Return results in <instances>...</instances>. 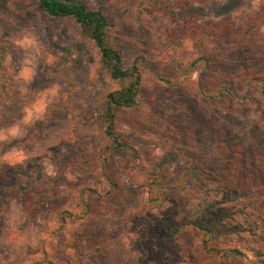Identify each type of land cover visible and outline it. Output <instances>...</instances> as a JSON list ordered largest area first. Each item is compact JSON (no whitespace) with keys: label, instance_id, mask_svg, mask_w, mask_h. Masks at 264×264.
<instances>
[{"label":"trees","instance_id":"obj_1","mask_svg":"<svg viewBox=\"0 0 264 264\" xmlns=\"http://www.w3.org/2000/svg\"><path fill=\"white\" fill-rule=\"evenodd\" d=\"M13 1L0 0V4ZM116 1L123 3L128 0ZM206 1L210 0H139L132 18L113 23L102 8L95 9L84 0H35L38 12L53 21L73 22L78 36L95 46L100 58L98 73L107 75L117 86L106 93L100 107L102 141L110 151L130 152L128 156L134 172L145 164L147 167L141 173L145 177L141 185H136L131 179L130 182L121 183L111 161L102 159L101 153L87 159L85 149L92 144L90 141L81 142L75 161L95 166L97 176L109 186L108 196L105 201L98 200L102 198L90 200L87 198L89 192L97 195L96 189L71 184L67 196L71 203L69 207H64L57 200L61 187L59 181L67 182L62 173L63 162L54 158L59 177L43 183L36 182L43 170V161L39 158H29L23 165L0 162V239L5 232L6 214L15 201L25 202L26 222L39 218L43 220L37 246L19 253L15 261L26 259L30 260L29 264H55L64 259L69 262L71 256L74 262L70 264H81L87 255L106 260L117 259L120 254L119 238L104 239L98 218L108 209L107 201L119 209L118 206L134 201V195L143 189L144 194H149L148 197L143 196V203H139L145 210L132 216V224L137 219L141 223L139 228H135V241L142 257L143 254L152 257L150 247L157 239L165 242L167 247L178 248L181 244H189L187 237L195 233L199 235V252L203 255V261H213L215 264H264V174L261 173L264 172V124L260 123L263 114L261 120L250 118L248 125L231 137V143L224 145L223 153L233 149L230 156L235 158L230 179L220 181L211 178L207 167L200 166L196 160V165L189 169L193 180L202 187L196 196H180L178 192L172 194V190L162 187L165 179L154 175L151 170L155 164L152 163L154 157L139 155L123 138V127L127 124L125 118L140 112L150 118L152 127H156L157 131L162 130V135L172 140L180 138L186 141L182 127L171 118L173 113L163 106L156 109V104L149 101V90L153 86L148 85L146 79L150 54L137 55L128 64L120 51L116 30L128 28L145 34L160 22L158 24L162 25L163 30L159 33L156 52L161 50L165 53L167 62L164 66L167 70L155 76L178 94L191 92L208 102L213 109L236 106L242 110L246 107L258 110L264 102V5L256 14L249 16L239 30L231 20L217 26L201 25L197 18L184 23L175 21L172 15L174 11L189 12L196 4ZM187 45L201 55L188 61L179 57L177 69L171 72L168 66L172 57L178 49L186 50ZM7 49L9 47L0 45L2 75L7 71ZM238 55L252 58L243 62L234 75L224 74L223 61ZM200 69L204 71L198 74L197 80H193L194 73ZM8 83L5 78H0V128L7 124L2 109L9 103L13 104L14 100ZM48 120L38 121L36 130L29 131L19 148L26 150L35 132L44 128ZM127 122L128 125H138L129 120ZM254 158L261 160V172L249 177L243 172L244 163L248 159L254 162ZM72 208L81 209L82 213ZM52 223L58 226L60 233L56 238L60 241L50 251L44 233ZM182 257L187 259L186 264H197L190 252Z\"/></svg>","mask_w":264,"mask_h":264},{"label":"rangeland","instance_id":"obj_2","mask_svg":"<svg viewBox=\"0 0 264 264\" xmlns=\"http://www.w3.org/2000/svg\"><path fill=\"white\" fill-rule=\"evenodd\" d=\"M84 1L95 9L102 8L111 22L119 23L133 17L139 0L123 3L116 0ZM36 5L35 0H15L0 4V45L9 47L5 60L7 71L3 75L0 72V78L9 82V92L14 97L13 104L9 103V106L2 109L7 124L0 128V162L23 165L29 158H39L43 161V170L36 182L43 183L59 177L54 162V158H57L60 163L63 162L62 173L67 179V182L59 181V203L69 207L71 199L67 196L71 184L96 189L98 194L94 195L91 191L87 198H102L98 200L105 201L109 186L97 176L95 166L75 161L79 155L77 147L81 142L90 141L92 146L85 149L87 159L101 153L102 159H109L111 165L115 166L119 182H130L131 179L136 185H141L145 180L141 173L147 165L138 169L140 172H134L128 156L130 152L110 151L102 141L100 107L106 93L117 86L107 75L98 73L100 58L97 49L78 36L73 22L53 21L38 12ZM263 5L264 0H210L196 4L192 12L174 11L172 15L180 23L197 18L205 26H217L231 20L239 30L246 24L247 18L256 14ZM158 23L145 34L128 28L116 30L115 33L120 51L128 64L137 55L150 54L146 79L147 84L153 86L149 90V101L156 104V109L163 106L173 113L171 118L182 127L186 141L180 138L172 140L162 135V130L157 131L156 127H152L150 118L140 112L125 118L138 125H128L129 122L125 121L127 124L123 127V138L139 155L154 157L152 163L155 164L151 170L154 175L165 179L162 187L172 190V194L178 192L180 196H196L202 187L193 180L189 169L198 160L200 166L207 167L211 178L220 181L230 179L235 168V158L230 156L233 149L223 153L224 145L231 143V137L240 133L250 118L261 120L264 102L258 110L250 107L242 110L236 106L231 109L223 106L213 109L208 102L191 92L181 95L167 88L155 76L167 70L164 66L167 62L165 53L161 50L156 52L159 33L163 30ZM200 55L191 45H187L186 50L176 51L168 68L171 72L177 69L179 57L188 61ZM251 58L238 55L225 59L224 74L234 75L242 63ZM203 71L200 69L194 73L193 80H197L198 74ZM45 118L49 119L48 124L35 132L29 147L26 150L19 148L18 145H22L29 131L36 130L38 121ZM263 121L264 116L260 123L264 124ZM262 134L264 136V128ZM260 159L254 158V162L248 159L244 163L245 175L251 177L261 172ZM148 195L144 194L143 189L139 190L134 195V201L118 206L119 209L107 201L108 209L98 218L99 226L104 239L119 238L120 254L115 260L87 255L81 264H186L187 259L182 255L188 252L197 264H215L213 261H203V255L199 252V235L195 233L187 237L189 244H181L178 248L167 247L165 242L157 239L150 247L152 257L144 254L142 257L141 251L136 249L135 241V228H139L141 223L137 219L133 223L136 225L134 227L132 216L145 210L139 203H143V196ZM24 205L25 202L15 201L6 214L5 232L0 239V264H29L30 260L15 261V257L37 246L43 220L39 218L26 222ZM75 210L82 213L81 209ZM57 227L52 223L44 233L50 251L60 241L56 238L60 233ZM68 261L64 259L55 264H70L74 262L73 257L70 256Z\"/></svg>","mask_w":264,"mask_h":264}]
</instances>
